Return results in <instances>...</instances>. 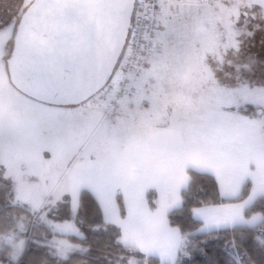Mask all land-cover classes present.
Listing matches in <instances>:
<instances>
[{
    "label": "snow or ice",
    "instance_id": "obj_1",
    "mask_svg": "<svg viewBox=\"0 0 264 264\" xmlns=\"http://www.w3.org/2000/svg\"><path fill=\"white\" fill-rule=\"evenodd\" d=\"M0 264H264V0H0Z\"/></svg>",
    "mask_w": 264,
    "mask_h": 264
}]
</instances>
